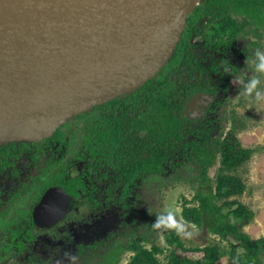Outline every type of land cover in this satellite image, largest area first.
<instances>
[{
	"label": "trees",
	"instance_id": "obj_1",
	"mask_svg": "<svg viewBox=\"0 0 264 264\" xmlns=\"http://www.w3.org/2000/svg\"><path fill=\"white\" fill-rule=\"evenodd\" d=\"M206 13L211 14L207 23L197 25L201 14ZM245 27L250 36L258 39L251 40V44L260 47L264 0H201L186 15L175 47L152 75L80 110L39 139L36 144L41 156L46 154V144H56L57 149L45 159L44 166L47 165L40 179L22 184V203H33L50 185L70 189L74 194L79 186L82 201H95L93 188H86L79 175L71 177L66 173L63 157L68 149L74 152L79 145L76 157L92 160L93 172L103 171L95 180L113 188L98 190L97 198L107 194L108 201L120 208L119 221L114 219V225L107 227L110 230L96 239L82 242L73 241V237L51 243L42 235L35 239L31 226L36 224L31 217L24 224L25 231L3 220L8 238L0 244V263L5 264L4 259L13 255L17 264H118L121 255L130 251L125 264H161L158 254L167 248L166 264H216L224 255L230 264H264V236L253 238L243 228L252 220L254 211L237 198L245 184L240 175L232 172L251 156L253 149L240 144L235 118L233 126L224 129V123L229 122L225 111L200 124H190L181 112L187 96L200 88L199 84L211 85L217 79L215 88L222 82L215 62L220 56L203 62L204 55L188 41L190 33L200 35L208 48L206 58L219 46H229L238 32L245 33ZM216 162V172L210 176L208 169ZM186 171L189 174L183 175ZM140 177L164 187L185 181L194 192L183 198L180 214L185 221L205 228L213 238L203 244H186L176 224H161L150 210L144 211L137 189ZM115 187L119 188L117 192ZM102 228L106 226L96 221V229ZM159 230L165 231L162 244L156 240ZM116 233L121 237H115ZM71 247L76 248L77 258L62 259L61 255ZM186 251H198L200 255L182 253Z\"/></svg>",
	"mask_w": 264,
	"mask_h": 264
},
{
	"label": "water",
	"instance_id": "obj_2",
	"mask_svg": "<svg viewBox=\"0 0 264 264\" xmlns=\"http://www.w3.org/2000/svg\"><path fill=\"white\" fill-rule=\"evenodd\" d=\"M200 1L0 0V67L114 47L67 81L0 104V141L48 136L68 117L152 75L175 47L186 15ZM73 202L61 187L49 186L34 206L33 217L38 225L49 226Z\"/></svg>",
	"mask_w": 264,
	"mask_h": 264
},
{
	"label": "flooded vegetation",
	"instance_id": "obj_3",
	"mask_svg": "<svg viewBox=\"0 0 264 264\" xmlns=\"http://www.w3.org/2000/svg\"><path fill=\"white\" fill-rule=\"evenodd\" d=\"M209 16H211L210 13L201 14L197 25L207 23ZM194 37L199 38L194 41ZM200 38L199 34L191 32L188 41L194 43L195 48L204 55V61L202 59L203 62H212L220 56L215 62L218 63L217 73L221 76L222 82L221 85H217L215 88L213 84L217 82V79H214L211 85L205 83L199 84L200 88L197 87L196 90L192 91L189 96H187L181 112L190 124H200L205 118H215L220 115L221 105L225 100V96L222 95L223 93L227 94L231 92L232 89L230 85V81H232V73L230 72L233 71V73L238 75L237 72L240 68V64L244 66L245 61L252 57L248 55V51L244 50L241 45L237 44L236 47L232 46L233 40H231L229 46H219L218 50H213V54L205 58L204 52H207L208 48ZM200 56L201 55H199V57ZM238 58L241 60L237 61ZM220 97L222 99H220ZM190 103H193V105ZM64 122H66V120ZM12 140L20 142L25 141L26 144L9 143L7 140H2L6 142L0 143V159H2L0 161V244L4 243L6 241L5 239L8 238V236H5L3 230V223L8 220L11 221L14 227H18L20 230L25 231L27 228L24 227V224H27L30 220L29 217H31L36 224L35 226H31V232L36 237L35 239L37 240V238L42 235L45 239L50 240L51 243L56 242L57 240L62 241L66 239L67 241H70L73 237L76 238L77 232L88 233V235H90L91 232L98 231L96 229V221H99V226H107V224L112 220L114 221V219L117 222L119 221L117 213L120 211V208L108 201L107 194H104L101 198H97L99 193L98 190L104 189L105 191V189H109L113 191V188H106L108 186L106 183H101V181L95 180V177L99 176L100 172L103 171L100 170V172H93V161L81 156L74 162H68L66 164V173L71 177L79 175L84 181L86 188H93L92 193L96 198L95 201L92 203L87 199L82 201V193L79 186H76L75 189L77 190V193L74 194L72 193V190H66L63 187L56 185L71 195L75 199V202L69 206L64 216L59 218L55 223L49 226L38 225L33 217V208L38 203L45 189L39 195L37 200L33 201V203H27L25 201L22 203L20 191L23 187V183L31 182V180L36 182L40 179L41 173H43L47 165L44 166V161H47L45 159L49 156L51 151L57 149V146L56 144H46L44 149L46 154L41 156L40 151L37 149L38 144H36L39 139ZM7 160L10 162H6ZM52 167L55 170L56 164ZM53 169L51 168L52 172ZM96 183L99 187H96ZM118 189L119 188L116 187L114 188L116 192ZM109 194L111 195V193ZM111 226L112 225H109L108 228ZM115 237L120 238L121 235L116 233ZM122 238L125 239L124 236ZM87 241H89L88 238ZM27 243L30 244L29 241H27ZM52 250L54 251L53 248ZM4 260H10L13 264L18 263L16 257L13 255Z\"/></svg>",
	"mask_w": 264,
	"mask_h": 264
},
{
	"label": "rangeland",
	"instance_id": "obj_4",
	"mask_svg": "<svg viewBox=\"0 0 264 264\" xmlns=\"http://www.w3.org/2000/svg\"><path fill=\"white\" fill-rule=\"evenodd\" d=\"M246 28L248 27L244 28L245 33L238 32L235 37H232V46L241 45L244 50L248 51V55L252 57L245 61L244 66L240 64L237 72L238 75L233 73V71L230 72L232 73V81H230L232 89L227 94L223 93L222 96H225V101L221 105V110L225 111L229 118V122L224 123V129L233 126L232 119L235 118L236 133L240 144L243 147L253 149L251 156L232 172L240 175L245 184L244 190L237 195V198L254 211L252 220L245 224L243 228L251 237L257 238L264 236V99H257L255 94L251 96L245 95L244 84L253 77L258 76V73L254 71L253 64L256 51H264V37L262 41L260 40V47L255 46L251 44V40L258 41V39L250 36ZM262 33H264V30ZM198 38L194 37V41ZM240 60V58L237 59V61ZM260 80V90L264 92V76L260 77ZM79 147L78 145L77 149ZM77 149L74 152L72 149L67 150L68 153H65L63 157L66 163L74 162L77 159ZM216 167L217 162L209 167L208 173L210 176L214 175ZM187 174H189L188 171L183 175ZM137 183L139 184L137 189L141 196V207H144L143 210H150L152 217H155L156 221L161 224H176L180 237L186 244H203L213 238L205 228H198L195 224L185 221L180 214L183 198L191 197L194 192V189L185 181H175L173 184L164 187L148 183L143 177H140L137 179ZM137 219L139 220L138 216ZM109 225H114L113 220L107 224L105 229L102 228L91 232L90 235L88 233L77 232V236L76 238L74 237L73 241H86L87 238L88 240H92L102 237L109 230L107 229ZM164 232L161 230L157 232L156 240L159 244L164 242ZM178 251L181 250L178 249ZM166 252L167 248L164 252L158 254L161 264L167 263ZM130 253V251H125L121 255L118 264H125ZM182 253H187L193 257L200 255L198 251H186ZM77 256L76 248L71 247L65 255H61V258L73 257L72 259L75 260ZM5 262V264H13L10 260ZM67 264H71V262ZM216 264H230L228 256H221L216 261Z\"/></svg>",
	"mask_w": 264,
	"mask_h": 264
},
{
	"label": "bare ground",
	"instance_id": "obj_5",
	"mask_svg": "<svg viewBox=\"0 0 264 264\" xmlns=\"http://www.w3.org/2000/svg\"><path fill=\"white\" fill-rule=\"evenodd\" d=\"M114 47L65 53L41 62L0 67V104L34 95L67 81L96 65Z\"/></svg>",
	"mask_w": 264,
	"mask_h": 264
},
{
	"label": "clouds",
	"instance_id": "obj_6",
	"mask_svg": "<svg viewBox=\"0 0 264 264\" xmlns=\"http://www.w3.org/2000/svg\"><path fill=\"white\" fill-rule=\"evenodd\" d=\"M253 68L258 76L253 77L244 84V93L248 96L255 94L257 99H264V92L260 90V77L264 76V51H256Z\"/></svg>",
	"mask_w": 264,
	"mask_h": 264
}]
</instances>
